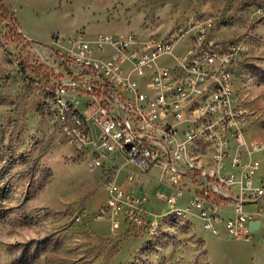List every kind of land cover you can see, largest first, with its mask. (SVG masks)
I'll return each instance as SVG.
<instances>
[{"label":"rangeland","instance_id":"rangeland-1","mask_svg":"<svg viewBox=\"0 0 264 264\" xmlns=\"http://www.w3.org/2000/svg\"><path fill=\"white\" fill-rule=\"evenodd\" d=\"M0 2L9 12L4 19L0 11V264H264V227L245 242L206 231L196 217L175 219L155 196L169 192L149 178L134 187L153 225L113 229L102 214L111 197L107 171L89 169L70 145L53 114L49 83L57 75L43 59L46 48L60 53L80 37L164 39L181 31L173 49L180 56L202 30L224 46H241L234 88L249 111L245 136L264 143V0ZM174 64L172 55L160 60ZM111 157L133 168L120 154ZM256 157L254 182L264 186V155ZM126 176L122 170L117 178L125 189Z\"/></svg>","mask_w":264,"mask_h":264},{"label":"built area","instance_id":"built-area-1","mask_svg":"<svg viewBox=\"0 0 264 264\" xmlns=\"http://www.w3.org/2000/svg\"><path fill=\"white\" fill-rule=\"evenodd\" d=\"M183 38L181 31L164 39L100 34L80 37L60 53L46 48L43 59L57 75L49 83L53 114L87 167L107 171L111 197L102 214L113 229L150 225L146 198L134 187L149 178L169 192L155 196L173 218L196 217L214 235L251 242L264 227V186L254 182L264 143L245 136L249 111L234 88L242 48L199 30L188 52L175 56ZM107 48L106 59L94 57ZM168 55L175 64L160 65ZM122 170L126 189L117 184ZM153 171L159 179L149 176Z\"/></svg>","mask_w":264,"mask_h":264},{"label":"trees","instance_id":"trees-1","mask_svg":"<svg viewBox=\"0 0 264 264\" xmlns=\"http://www.w3.org/2000/svg\"><path fill=\"white\" fill-rule=\"evenodd\" d=\"M0 11L2 12V16L4 17V19H8L9 12L3 5H1V2H0Z\"/></svg>","mask_w":264,"mask_h":264},{"label":"water","instance_id":"water-1","mask_svg":"<svg viewBox=\"0 0 264 264\" xmlns=\"http://www.w3.org/2000/svg\"><path fill=\"white\" fill-rule=\"evenodd\" d=\"M130 147H131V146H128V149H130ZM259 225H260V222H259V221H258V222H253V223L251 224V229H252V230L257 229V228L259 227Z\"/></svg>","mask_w":264,"mask_h":264}]
</instances>
